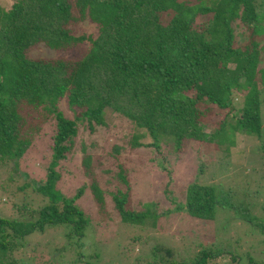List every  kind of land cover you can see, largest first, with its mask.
<instances>
[{
  "label": "trees",
  "instance_id": "obj_1",
  "mask_svg": "<svg viewBox=\"0 0 264 264\" xmlns=\"http://www.w3.org/2000/svg\"><path fill=\"white\" fill-rule=\"evenodd\" d=\"M257 0H17L9 11L0 6V163L17 166L44 126L53 122L47 179L35 186L46 200L40 208L14 204L19 215L0 217V264H41L18 256L28 237L63 228V247L76 253L66 264H101L89 224L75 201L83 194L55 190L54 168L71 152L78 124L90 132L105 124L108 109L133 125L130 146L148 136L157 148L162 140L173 151L190 141L232 144L235 132L260 136L257 39L264 28L255 13ZM97 30L79 35V25ZM235 26V27H233ZM237 29L238 31H235ZM238 37L245 42L238 44ZM45 48L52 59H31ZM242 93L240 115L233 123L213 122L212 109L231 111V95ZM65 100L71 116L58 109ZM211 122H213L211 124ZM211 124V133L202 129ZM140 131V133H139ZM215 144V145H216ZM94 201L121 225L142 226L155 214L130 206L126 171L116 173L125 191L107 192L98 185L91 158L82 159ZM29 186L24 182L18 187ZM213 190L191 185L186 214L211 221L218 202ZM99 214L103 216V212ZM259 232L264 244V208ZM140 264H176L171 249L157 248ZM198 251L187 264H206L221 252ZM246 264L253 262L249 257ZM240 262V263H244ZM106 264V263H104Z\"/></svg>",
  "mask_w": 264,
  "mask_h": 264
},
{
  "label": "rangeland",
  "instance_id": "obj_2",
  "mask_svg": "<svg viewBox=\"0 0 264 264\" xmlns=\"http://www.w3.org/2000/svg\"><path fill=\"white\" fill-rule=\"evenodd\" d=\"M16 1L0 0V6L9 11ZM255 13L264 28V0H257ZM77 28L81 31L79 35L90 36L97 31L90 24ZM243 42L245 38L238 37L237 43ZM257 46L264 48V31ZM55 55L42 47L29 54L31 59H52ZM259 59L260 68L264 52H260ZM242 99V93L231 95L229 113L227 109L213 108L212 113H216L213 122L233 123L240 117L236 110ZM257 99L259 138L235 132L231 145L193 140L173 151L170 142L164 140L157 148L148 145L150 138L146 135L137 140L139 146L131 147L130 138L136 135L133 125L108 109L105 124L94 132L79 122L70 154L54 168L59 174L54 185L55 190L65 195L75 194L79 188L83 190L75 205L89 221L86 230L89 240L85 241L96 246L101 264H140L138 259L142 261L152 250L160 252L157 250L160 246L171 249L176 264H187L201 250L211 254L221 252L206 260V264H242L247 257L264 264L263 235L259 232L264 208V85L259 88ZM57 107L65 116H71L65 100H60ZM211 124L202 131L211 133L214 128ZM53 133V122L47 123L17 166L0 163V217L18 216L12 209L14 204L27 203L29 207L40 208L47 203L35 186L47 179ZM86 155L91 158L100 189L106 193L125 191L116 173L120 167L126 171L130 206L136 212L149 208L155 214L153 223L148 220L142 226L121 225L110 219V215H115L109 204L101 211L90 191L91 181L83 171L81 162ZM24 182L29 186L18 190ZM191 185L211 188L217 196L211 221L186 214V193ZM108 198L107 193V203ZM62 232L59 227L29 236L27 248L18 257L41 264L76 260V253L62 246Z\"/></svg>",
  "mask_w": 264,
  "mask_h": 264
}]
</instances>
